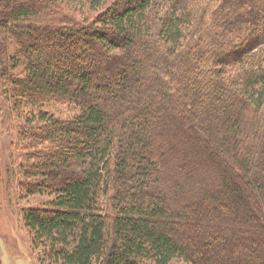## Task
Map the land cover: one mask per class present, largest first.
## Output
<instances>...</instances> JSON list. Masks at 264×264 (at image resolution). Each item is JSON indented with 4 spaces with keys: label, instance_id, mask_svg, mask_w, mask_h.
<instances>
[{
    "label": "trees",
    "instance_id": "1",
    "mask_svg": "<svg viewBox=\"0 0 264 264\" xmlns=\"http://www.w3.org/2000/svg\"><path fill=\"white\" fill-rule=\"evenodd\" d=\"M0 126L41 264H264V0H0Z\"/></svg>",
    "mask_w": 264,
    "mask_h": 264
},
{
    "label": "rangeland",
    "instance_id": "2",
    "mask_svg": "<svg viewBox=\"0 0 264 264\" xmlns=\"http://www.w3.org/2000/svg\"><path fill=\"white\" fill-rule=\"evenodd\" d=\"M63 113L67 115L71 109ZM4 131L0 126V264H41L40 248L32 246L21 219V208L37 205L44 197L27 195L14 184L11 136ZM172 264L183 263L176 260Z\"/></svg>",
    "mask_w": 264,
    "mask_h": 264
}]
</instances>
